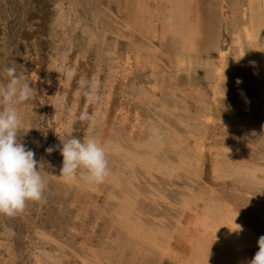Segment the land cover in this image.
Here are the masks:
<instances>
[{
  "label": "rangeland",
  "instance_id": "374dc122",
  "mask_svg": "<svg viewBox=\"0 0 264 264\" xmlns=\"http://www.w3.org/2000/svg\"><path fill=\"white\" fill-rule=\"evenodd\" d=\"M202 4L200 29L197 0H0V84L14 66L34 90L17 105L18 141L34 151L46 185L42 200L22 213L0 214V264H249L235 251L258 252L264 236V42L255 52L243 42L234 5L222 24V1ZM217 58L229 83L198 82L197 72ZM85 78L101 82L95 102L83 94ZM195 90L219 112L206 105L193 115ZM65 136L104 146L110 174L103 183L80 173L72 182L59 177ZM150 164L184 165L202 190L143 176ZM213 180L229 197L209 194ZM195 194L197 207L181 209ZM139 195L145 201L131 206ZM176 222L188 247L163 257L132 253L127 226L169 233Z\"/></svg>",
  "mask_w": 264,
  "mask_h": 264
},
{
  "label": "clouds",
  "instance_id": "9594fccd",
  "mask_svg": "<svg viewBox=\"0 0 264 264\" xmlns=\"http://www.w3.org/2000/svg\"><path fill=\"white\" fill-rule=\"evenodd\" d=\"M5 71L7 81L0 84V214L14 217L24 211L29 201H41L46 185L37 170L34 151L18 141L22 121L17 105L30 101L34 90L30 82L22 80L16 67H7ZM81 83L85 86L83 94L88 102L99 99V80L85 78ZM91 118L88 113L80 116L81 120ZM61 142L63 163L59 177L65 182L74 181L80 173L89 184L98 185L109 176L105 148L95 138L65 136ZM45 151L50 154L54 148L50 146ZM236 226L242 230L241 226ZM258 248L249 264H264V236L259 237Z\"/></svg>",
  "mask_w": 264,
  "mask_h": 264
},
{
  "label": "bare ground",
  "instance_id": "6f19581e",
  "mask_svg": "<svg viewBox=\"0 0 264 264\" xmlns=\"http://www.w3.org/2000/svg\"><path fill=\"white\" fill-rule=\"evenodd\" d=\"M222 4L220 7V20L221 23L224 24L226 23V15L229 14L228 12V5H234L232 8V13L233 16L236 19L237 25L240 27V33L242 35L240 36H244L243 42H246L251 48H252V52L256 51V48L259 46L260 42H264V0H221ZM210 3V2H209ZM202 0H197V10L196 15H197V19L198 21L196 23H198V28L200 26V29L202 28V23H203V18H204V13L207 11L205 10V12H203L204 10H202ZM203 5V4H202ZM239 5L240 9L236 10ZM213 8V7H212ZM206 9V8H205ZM109 13V12H108ZM208 13V12H207ZM205 13V14H207ZM229 18V17H228ZM230 20V19H229ZM235 21V19L233 20V22ZM235 22V23H236ZM195 23V24H196ZM207 23V20H206ZM205 23V25H206ZM228 23V22H227ZM231 24V23H230ZM233 25V24H232ZM231 25V26H232ZM230 26V25H229ZM230 26V27H231ZM236 26V27H238ZM204 27V26H203ZM228 27V24H227ZM238 27V28H239ZM129 28V27H128ZM196 28V27H195ZM199 29V30H200ZM197 30V29H196ZM230 30V28H229ZM238 30V29H237ZM198 31V30H197ZM206 31V30H205ZM199 32V31H198ZM201 32V30H200ZM206 34V33H205ZM239 35V34H237ZM236 35V36H237ZM199 36V34H198ZM201 36V35H200ZM207 36V35H206ZM239 36V37H240ZM205 37V36H203ZM133 38V37H132ZM198 39L200 40V37H198ZM206 39V38H204ZM231 40V39H230ZM241 40L238 39V42H240ZM209 42V41H208ZM206 44V41H205ZM208 45V44H207ZM214 48V47H213ZM245 48V47H244ZM136 49V48H135ZM204 49V48H203ZM202 49V50H203ZM240 51H241V47H239ZM137 50V49H136ZM141 51V50H140ZM144 51V50H143ZM199 51V50H198ZM197 51V53H198ZM239 51V52H240ZM145 52V51H144ZM202 53V52H201ZM232 53V52H231ZM145 54V53H144ZM150 55V54H149ZM161 55V54H160ZM165 56V55H164ZM108 57V56H107ZM207 57V56H206ZM202 58V57H201ZM170 60V59H169ZM207 60V59H206ZM213 62V61H212ZM237 62V61H236ZM247 64V63H246ZM155 65V64H154ZM248 65V64H247ZM151 66V65H150ZM242 68V67H241ZM256 70L257 72H261L262 71V66L261 65H257L256 63H253V70ZM145 71V70H144ZM241 71V70H240ZM152 72V71H151ZM252 73V72H251ZM166 74V73H165ZM242 74V73H240ZM154 76V75H153ZM162 76V75H161ZM197 79L198 82H201L203 85L206 84H210L211 82H214V85H221V84H226L229 83L226 80V76L224 73V69L222 68V60L220 58H217V60L215 61V63L213 62L211 64V66L208 67V65H206L205 67H203V69L199 72H197ZM262 76H264L262 74ZM175 77V76H174ZM159 78V77H158ZM182 78V77H181ZM252 78V77H251ZM263 78V77H262ZM146 80V79H145ZM185 80V79H184ZM253 81V80H252ZM159 82V81H158ZM196 82V81H195ZM169 83V82H168ZM172 83V81H171ZM253 83V82H252ZM245 85V84H244ZM174 86V85H173ZM175 88V87H174ZM164 90V89H163ZM167 90V89H166ZM187 90V89H186ZM145 92V91H144ZM167 92V91H166ZM234 92V90L232 91ZM184 93V92H182ZM236 93V92H235ZM183 95V94H182ZM198 94V90H195L194 93L191 95V100L193 102H195V104L193 103V107L192 110L195 112H192L193 115L196 114V112H198L199 109H205L206 105L207 107L209 106V110L210 111H214V112H219L220 108L218 105V103H213L211 101V103L208 105H204L202 104L200 101V97L202 96ZM234 95V94H233ZM230 96V95H228ZM241 96V95H240ZM142 97V96H141ZM157 98V97H156ZM199 99L198 101H196L197 99ZM237 98V97H236ZM147 100V99H146ZM209 100V99H208ZM256 100V99H255ZM143 101V100H142ZM151 102V101H150ZM155 102V101H153ZM199 102V103H198ZM142 103V102H140ZM197 104V105H196ZM196 106V107H195ZM158 108V107H157ZM222 111H226L225 107L222 106ZM175 109V108H174ZM156 111V110H155ZM157 112V111H156ZM173 112V111H172ZM174 113V112H173ZM182 113V112H181ZM231 114V113H230ZM207 116V115H206ZM172 118V117H171ZM175 118V117H174ZM252 118V117H251ZM247 119V118H246ZM159 123V122H158ZM209 127V126H208ZM159 130V129H158ZM171 130V129H170ZM190 131V130H189ZM188 131V132H189ZM156 133V132H155ZM158 133V132H157ZM127 135V134H126ZM169 136V135H168ZM149 137V136H148ZM170 137V136H169ZM239 137V136H238ZM152 138V137H151ZM158 138V137H157ZM168 139V137H167ZM176 139V138H175ZM183 139V138H182ZM186 139V138H185ZM143 140V139H142ZM158 140V139H157ZM180 141V140H179ZM128 142V141H127ZM157 142V141H156ZM155 142V143H156ZM143 143V142H142ZM141 143V144H142ZM106 144V143H105ZM146 145V144H145ZM170 145V144H169ZM173 145V144H172ZM240 145V144H239ZM134 146V145H133ZM153 146V145H152ZM180 146V145H179ZM118 147V146H117ZM151 147V146H150ZM121 150V149H120ZM149 150V149H148ZM190 150V149H189ZM125 152V151H124ZM194 152V151H193ZM226 152V151H225ZM126 154V153H125ZM130 154V153H129ZM237 155V154H236ZM231 156V155H230ZM239 156V155H238ZM148 158V157H146ZM236 158V157H235ZM150 160V158H149ZM148 162V161H147ZM150 162V161H149ZM189 162V161H187ZM248 162V161H247ZM236 163V162H235ZM234 163V164H235ZM250 163V162H249ZM131 164V163H130ZM186 164V163H185ZM253 164V163H251ZM153 164L150 165H146L145 167L141 168L142 170H140L139 172H141V174L143 176H147L149 177L151 180H156L158 179L161 183L163 184H177V183H182V181L187 182L188 187H184L185 189L190 188V190H192V192H194L196 190H202L200 189V184L196 179L195 182H191L189 181V178L192 177L189 173V171H187L186 166H178V167H172L170 166V168L168 167H155L152 166ZM174 165V164H173ZM205 165V164H204ZM227 165V163H226ZM248 165V164H247ZM221 166V165H220ZM233 166V165H232ZM130 167V166H129ZM217 167V166H216ZM202 168V166H201ZM242 168V167H241ZM251 168V166H250ZM234 169V168H233ZM244 169V168H243ZM255 169V168H254ZM157 175V176H156ZM196 175V174H195ZM193 177H196V176ZM198 177V176H197ZM163 178V179H162ZM147 179V178H146ZM116 180V179H115ZM216 180V179H215ZM224 180V179H223ZM222 180V181H223ZM113 181V180H112ZM220 181V180H219ZM127 182V181H126ZM221 182V181H220ZM226 182V181H225ZM228 182V181H227ZM232 182V181H231ZM251 182V181H250ZM129 183V182H128ZM230 183V182H228ZM227 183V184H228ZM221 184V183H220ZM219 182L217 183V181H212V185L207 187V190L209 191L210 195H214L219 199L225 198L227 197V193L221 189L218 190L217 187L218 186H222L220 185ZM226 184V186H227ZM132 185V184H131ZM225 185V184H224ZM230 185V184H229ZM126 186V185H125ZM92 188V187H91ZM175 188V186H174ZM205 188V187H204ZM219 188V187H218ZM235 188V187H234ZM260 188V187H259ZM95 189V188H94ZM128 189V188H127ZM184 189V190H185ZM220 189V188H219ZM238 189V188H237ZM131 190H134L131 188ZM130 190V191H131ZM189 190V189H187ZM232 190V189H231ZM243 190V189H242ZM180 191V189H179ZM233 191V190H232ZM235 191V190H234ZM124 192V191H123ZM231 192V191H230ZM236 192V191H235ZM251 192V191H250ZM258 192V191H257ZM126 193V192H124ZM134 193V192H133ZM137 193V192H136ZM197 193H200L197 192ZM247 193V192H246ZM122 194V193H121ZM230 194V193H229ZM233 194V193H231ZM253 194V193H252ZM137 195V194H136ZM149 195V194H148ZM235 195V194H233ZM238 195V194H237ZM128 197V196H127ZM134 197V196H132ZM145 195H139L138 197H134L133 202H130L131 206L133 204H135L138 201H145ZM229 197V196H228ZM242 198V197H241ZM247 198V197H246ZM183 199V198H182ZM200 196L199 195H194L192 198H188L187 200H183V204L180 207L182 209V207L187 206L188 209L190 210L191 208H196L197 205L199 204L200 201ZM129 200V199H128ZM163 200V199H162ZM154 201V199H153ZM239 201V200H238ZM252 201V200H251ZM260 201V200H259ZM117 202V201H116ZM246 202V201H245ZM263 202V201H262ZM240 203V202H239ZM254 203V202H253ZM127 204V203H126ZM181 204V202H180ZM254 204H257L254 203ZM208 205V204H207ZM115 206V205H114ZM168 206V205H167ZM169 206L172 207L173 204L169 203ZM204 206V205H203ZM252 206V205H251ZM256 206V205H255ZM259 206V205H258ZM117 208V207H116ZM110 209V208H109ZM118 209V208H117ZM133 209V208H132ZM128 210V209H127ZM134 210V209H133ZM170 211L171 208H170ZM175 211V210H174ZM124 215V214H123ZM208 217V215H207ZM219 217V216H218ZM134 218V217H133ZM215 220V219H214ZM126 222V221H125ZM157 223V222H156ZM196 223V222H195ZM151 224V223H150ZM149 224V225H150ZM214 224V223H213ZM125 225V224H124ZM136 225V224H135ZM142 225V224H141ZM204 225V224H203ZM127 226V225H126ZM169 226V225H168ZM203 227V226H202ZM126 228V227H125ZM208 228V227H207ZM206 228V229H207ZM220 228V227H219ZM121 229V228H120ZM159 229V228H158ZM206 229L200 230V232L204 231L206 232ZM209 229V228H208ZM160 232L154 233L153 230H148L146 233L142 232V230H137L135 231L134 229H129L128 226L125 229V235L127 236V238L129 239V241L132 242L131 246H132V253H136L139 254V256H162V254L164 253H173L174 250H178V249H183L185 247H188L187 245V241L188 238L184 237V233L183 230L180 227L179 223H175L174 226L171 228L170 232H165L166 230H159ZM216 231V230H214ZM122 232V231H121ZM203 232V233H204ZM208 232V230H207ZM154 233V234H153ZM209 233V232H208ZM225 233V232H224ZM207 235V234H206ZM205 235V236H206ZM212 235V234H211ZM208 236V235H207ZM226 236V235H225ZM198 238V237H197ZM196 238V239H197ZM200 238V237H199ZM127 240V239H126ZM199 240V239H198ZM213 240V239H212ZM223 240V239H222ZM194 241V240H193ZM126 242V241H125ZM121 243V242H120ZM128 243V242H127ZM193 243V242H192ZM195 243V242H194ZM199 243L203 245V241ZM209 243V242H208ZM207 243V244H208ZM196 244V243H195ZM194 245V244H193ZM206 245V244H204ZM209 245V244H208ZM247 246V245H246ZM245 246V247H246ZM195 247V246H194ZM201 247V246H200ZM228 247V246H227ZM123 248V247H122ZM189 248H191V246H189ZM219 249V248H218ZM217 249V251H219ZM229 249V248H227ZM131 250V249H129ZM128 251V250H127ZM193 251L198 252L199 254H202L204 251V248H193ZM206 251V250H205ZM256 250L255 249H247V248H242L240 250H236L235 254L239 256V258H243L246 262L248 260H251L254 255L256 254ZM131 253V252H129ZM170 253V254H171ZM207 253V252H206ZM196 254V253H195ZM172 255V254H171ZM140 256V257H141ZM138 257V256H137ZM163 257V256H162ZM123 258V257H122ZM142 258V257H141ZM136 259V258H135ZM134 259V260H135ZM138 259V258H137ZM144 259V258H143ZM223 259V258H222ZM125 260V259H124ZM145 260V259H144ZM140 261V260H137ZM248 263V262H247Z\"/></svg>",
  "mask_w": 264,
  "mask_h": 264
}]
</instances>
